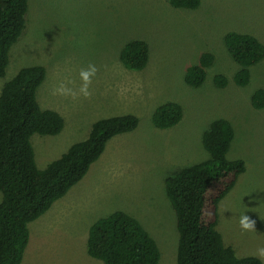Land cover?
I'll return each instance as SVG.
<instances>
[{
    "label": "rangeland",
    "instance_id": "1",
    "mask_svg": "<svg viewBox=\"0 0 264 264\" xmlns=\"http://www.w3.org/2000/svg\"><path fill=\"white\" fill-rule=\"evenodd\" d=\"M201 1L200 8L187 10L173 8L170 0H28L26 29L11 50L0 97L20 70L46 68L38 101L66 120L60 135L32 137L38 168L46 169L84 140L92 122L134 115L140 123L109 142L67 200L30 224L22 264H104L88 255L87 239L92 225L116 211L137 218L156 240L159 264H177L179 232L165 181L209 159L202 136L219 119L235 130L229 158L244 160L247 169L220 204L218 229L238 257L258 258L257 249L264 247V110L253 108L252 97L264 90V60L251 68L250 84L238 86L234 78L240 66L225 36L248 34L264 45V0ZM131 40L149 45L144 71H129L120 61ZM204 53L215 56V65L202 87H190L187 71ZM89 64L97 73L86 98L79 94V72ZM217 75L227 77V88H216ZM61 83L77 93L75 99L54 94ZM170 102L182 106L183 120L159 130L154 113ZM245 215L254 230L241 228Z\"/></svg>",
    "mask_w": 264,
    "mask_h": 264
},
{
    "label": "trees",
    "instance_id": "2",
    "mask_svg": "<svg viewBox=\"0 0 264 264\" xmlns=\"http://www.w3.org/2000/svg\"><path fill=\"white\" fill-rule=\"evenodd\" d=\"M175 9L196 10L201 0H170ZM28 0H0V79L10 63V53L26 29ZM225 46L240 66L234 82L250 84L251 68L264 60V45L254 36L236 32L225 36ZM120 61L134 72L144 71L150 61L147 42L131 40L121 49ZM216 58L204 53L191 67L185 82L202 87ZM47 77L43 66L22 70L5 84L0 97V264H22L30 242V224L46 215L81 183L105 153L115 137L134 132L139 119L134 115L96 121L87 138L73 144L58 160L40 170L32 145L34 135L58 136L65 120L56 111L45 110L38 101V90ZM218 89L229 80L214 78ZM255 110H264V90L252 97ZM183 108L177 103L158 107L153 124L168 130L181 123ZM235 130L226 119L214 121L202 136L209 159L186 167L165 181L166 196L176 214L179 242L177 264H263L256 257L240 258L227 246L218 226L220 204L246 172V163L230 159ZM88 255L104 264H159L161 252L156 240L135 217L116 211L90 228Z\"/></svg>",
    "mask_w": 264,
    "mask_h": 264
},
{
    "label": "clouds",
    "instance_id": "3",
    "mask_svg": "<svg viewBox=\"0 0 264 264\" xmlns=\"http://www.w3.org/2000/svg\"><path fill=\"white\" fill-rule=\"evenodd\" d=\"M97 68L95 65L89 64L86 69H81L79 72V77L82 81V85L79 88V94L84 97L91 95L89 91V86L92 83L93 78L96 76ZM54 94H59L62 96H71L73 99L76 98L77 93L71 88L67 87L64 83H61L58 87L54 89ZM240 226L244 230H254V222L250 221L245 215L240 219ZM258 258L264 259V247L258 248L256 253Z\"/></svg>",
    "mask_w": 264,
    "mask_h": 264
},
{
    "label": "crops",
    "instance_id": "4",
    "mask_svg": "<svg viewBox=\"0 0 264 264\" xmlns=\"http://www.w3.org/2000/svg\"><path fill=\"white\" fill-rule=\"evenodd\" d=\"M60 114V113H59ZM62 116V115H61ZM63 117V116H62ZM66 120V119H65ZM96 122V121H95ZM95 122H92V123H90V125H88V128H89V131H88V133H86V134H84V140L87 138V136L89 135V132H90V130H91V127H92V125L95 123ZM83 141V140H82ZM73 190H75V189H72L71 191H70V193L71 192H74ZM70 193L65 197V198H63L62 200H60L59 202H57L54 206H53V208L46 214V215H49L51 212H52V210L60 203V202H64V200H67L68 199V196L70 195ZM46 215H44V216H46ZM46 218V217H45Z\"/></svg>",
    "mask_w": 264,
    "mask_h": 264
}]
</instances>
